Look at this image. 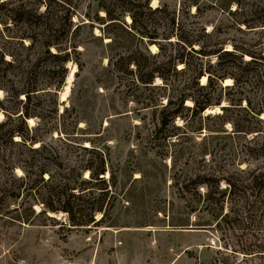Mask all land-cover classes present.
<instances>
[{"label": "rangeland", "instance_id": "374dc122", "mask_svg": "<svg viewBox=\"0 0 264 264\" xmlns=\"http://www.w3.org/2000/svg\"><path fill=\"white\" fill-rule=\"evenodd\" d=\"M140 1L0 0V19L5 23L0 21V50L22 59L0 64V264H264V110L260 122L245 107V98L254 103L258 86L251 81L233 84L232 78L228 86L218 81L222 89L208 90L220 102L209 106L216 110L197 115L182 110L174 121L182 124L180 129L168 127L174 135L155 132L154 103L162 80L155 72L152 85L144 86L135 75L142 68L158 67L181 48L163 42L157 56L158 47L153 52L139 40L123 8ZM149 1L152 7L162 2ZM164 1L205 48L222 42L225 49L233 42L264 56V26L250 29L237 24L240 14L216 6L224 0H196L201 7L196 16L180 5L187 0ZM238 1L245 10L264 4ZM69 5L71 24L63 18ZM189 9L193 12L195 7ZM105 10L123 22L109 23ZM141 16L148 30L162 21L150 12ZM136 26L143 28L139 22ZM202 26L208 35L200 33ZM45 32L61 48L74 47L65 70L52 58L36 62L43 56L37 48L23 49L12 37L37 38V46ZM29 42L24 39L25 45ZM184 59L205 76L206 70L240 72L231 55L218 60L215 55L190 53ZM132 60L140 67L135 68ZM262 63L254 65L263 71ZM71 67L73 78L61 101ZM27 76L38 90L28 100L24 94L17 98L12 91L25 88ZM165 76L168 83L200 95L188 81V72L168 71ZM147 102L150 106L145 107ZM25 107L33 114L32 124L25 118L27 127L16 116ZM237 124L250 131H237ZM16 129L28 130L46 148L33 152L12 143L11 135L18 139ZM49 153L57 155L58 165L42 158ZM31 155L51 172V179L45 173V182L36 188L30 187L19 160ZM101 163L103 173L92 176L90 170ZM68 199L74 210L92 212L93 221L71 225L60 209ZM49 203L58 211L45 210Z\"/></svg>", "mask_w": 264, "mask_h": 264}, {"label": "trees", "instance_id": "16d2710c", "mask_svg": "<svg viewBox=\"0 0 264 264\" xmlns=\"http://www.w3.org/2000/svg\"><path fill=\"white\" fill-rule=\"evenodd\" d=\"M2 4V3H1ZM190 4V5H189ZM231 4H235V6L232 8ZM128 8H123V11H128L129 17L131 18L132 26L131 28L138 31L137 35L139 40L142 43L146 44H155L158 47V53L157 56H160V51L164 48V43L167 42L169 44H176L181 48L180 52H177L175 54H170V56L164 60L159 61L158 67H154L153 69H145L139 71L138 74L135 75V80L138 83L143 84L144 86H151L153 83L154 75L153 73L157 72L158 76L161 78V85H158L162 92L160 95H158L157 102L154 103L156 105V109L158 112V122L155 125V132H164L163 134L166 136L174 135L175 133L171 130H169V126L180 129V126L174 123L175 118L177 116H182V110L191 111L192 115L201 114L206 109H210L209 106H213V104H216V106L220 105V102L218 99L213 100V98L208 94L209 87L218 86L219 89H222L223 80L227 77L233 79V84L238 83H245L248 84L251 81V84L254 83L258 86L257 92H256V99L254 103L250 100L245 98L246 101V112L250 114V116L254 117L257 121L263 122V119L260 118L261 112L264 110V65L261 61L258 60V58L264 60V56H257V53L255 50L246 48L244 46H241L237 43L232 42V47L223 48L221 43L218 42L216 46L211 48H205L204 46L200 45V40L197 35L192 34L191 32L187 31L186 28H183L181 25L180 20L177 17L176 9H173L169 4L162 0V2L159 5H156L152 7L149 0H142L139 3L130 2ZM181 6L185 7L186 13L191 16H196L198 12L200 11L201 7L198 4L196 0H187L185 2L180 3ZM194 6L195 10L192 12L189 7ZM213 6V4H211ZM216 6L218 9L222 11H226L229 14H240L241 18L236 20L235 22L237 24H243L246 28H256L258 26H264V4L257 6L258 8L245 10L242 8L238 0H224L223 2L216 3ZM48 5L46 6V8ZM70 5L66 7V10L63 13V18H66L67 23L71 24L70 19ZM142 8V9H141ZM178 11V10H177ZM249 11V13H248ZM106 14H109V23H115V22H123V20L120 17H116L110 12H107L105 10ZM142 12H150L153 14H158V18H162V21L158 22L156 21V26L153 27L152 30H148L147 26H143L144 22H142ZM180 12V9H179ZM249 14V15H248ZM38 17H42L43 14L39 13L37 14ZM2 24H5L2 19H0ZM140 23L142 25L140 28L139 26H136V24ZM79 24L76 25V27ZM239 25V26H240ZM71 26V25H70ZM69 26V27H70ZM238 26V29L241 30V28ZM160 27V28H157ZM200 33L204 35H208L209 32L206 31L205 27L202 26L200 28ZM13 38H16V43L18 45L26 50H33L34 47L37 48L38 53L42 54L43 56L37 57L36 62L42 59L52 58L54 60L59 61V65L57 68L64 69L65 66L64 63L69 60L70 58V51L75 50L74 47L71 49L67 48H61V45L57 40H54L51 38V36L48 35V33H42L40 35V43L36 46L37 38H33L30 36H12ZM172 37H175L176 39H171ZM27 38L30 42L29 44H24V39ZM194 44H198V47H194ZM53 46L55 49L53 50L51 48ZM231 46V45H230ZM146 48V47H145ZM37 53V54H38ZM194 53L196 56H210L215 55L216 58L219 60L222 58L223 55H231L234 58L238 60L239 66H240V72L237 74H224V73H214L210 70H206V82L200 83L199 78L200 76H203V72L201 68L194 69L190 68L189 63L184 59V55ZM6 55L9 57L7 58ZM39 55V54H38ZM151 55V54H149ZM248 56L249 58H245V56ZM29 61V58H27ZM15 61H22V59L19 60L17 54L15 52L5 51L3 48L0 50V64L4 65H12ZM78 62V60H75ZM176 62H183L184 66L181 68L176 67ZM133 64L135 65V68L140 67L139 63L136 62V60H132ZM260 62L263 65V71L258 70V67H255L254 64H257ZM208 67H211V64H209ZM140 69V68H139ZM209 69V68H208ZM54 70V69H53ZM31 71V70H30ZM168 71H172L175 74H182L183 72H188V81L190 80L191 85L195 87V89L200 92L199 96H193L188 92L187 88H183V86L178 87L175 84H170L167 82V78L165 74ZM251 72H254V74H250ZM33 76V75H32ZM32 76H27V80L29 81L28 84H26L25 88L22 89H15L12 91L13 95L18 98L20 94H24V99L28 100L30 99L31 94H33L38 89L33 86V84L30 83V80ZM255 77V78H253ZM231 79V80H232ZM220 82V84L218 83ZM59 83V82H58ZM58 83L55 84V86H58ZM227 86L229 84H226ZM261 85V86H260ZM166 90H169V93L166 92ZM50 92V90H46ZM172 94H171V93ZM163 97H166V100L163 102L161 101ZM186 100H191V104H186ZM150 102V101H149ZM150 106L148 102L146 103L145 107ZM222 109L224 110L227 108L226 105H221ZM55 112H57V109H55ZM17 113V112H15ZM33 114H31L27 107H25L20 113H18L16 116L20 118V122L23 125H26L27 123L25 121V118L31 117ZM216 116H219V114H216ZM206 117L208 115L206 114ZM220 118V117H219ZM3 125L2 122H0V126ZM245 124H237V131L244 132L245 134L250 131L249 128H244ZM220 129H215L214 131H219ZM209 131H212L209 129ZM16 135H18V139L13 140V136H10V140L14 144H18L21 146H24L27 150L33 151V152H41V150L45 149V145L43 144L42 139H39L34 134H29L28 130H24L22 132L19 129H16L14 131ZM41 141L39 147H34L33 144ZM91 141V140H90ZM92 142V141H91ZM89 146V145H88ZM85 149H87V146H82ZM40 148V149H39ZM57 155L49 153L48 155L42 156L43 159L48 158L49 161H51L53 164L58 165L59 162H55ZM23 165H21V168L24 171V177H27L31 180V188H36L37 184L44 183V174L48 173L47 180L51 179V172L46 167V164L39 163L37 164V161L35 160L34 155H31L29 159H19ZM57 161V160H56ZM104 171L103 163H101V166L97 168V170H90V173L92 176L98 177L99 174H102ZM70 189V187H69ZM69 199L66 201L67 204L64 203V206H62L60 209L68 215V219L71 225L80 226L86 223H89L93 221V213L92 212H86V213H80L78 210H74L73 207H69ZM47 209L50 212H57L58 207L54 206L52 203L47 204ZM100 209V208H99ZM43 210V212H45ZM42 212V211H41Z\"/></svg>", "mask_w": 264, "mask_h": 264}, {"label": "bare ground", "instance_id": "6f19581e", "mask_svg": "<svg viewBox=\"0 0 264 264\" xmlns=\"http://www.w3.org/2000/svg\"><path fill=\"white\" fill-rule=\"evenodd\" d=\"M153 2H156V1L154 0ZM126 18H127L128 21L130 20V17H129V16H127ZM230 47H231V46L227 44L226 48L229 49ZM150 49L154 52V51H156L157 46H156L155 44H150ZM245 58L248 59L249 57L246 55ZM73 72H74V67H71V69H70L69 72L67 73L66 81H65V85H64L63 91L61 92V96H60L61 100H64L65 97H66V95L68 94L69 86H70V83H71L72 78H73ZM205 78H206L205 75H203V76L201 77V83H202V84L205 83ZM223 83H224V84H231V83H232V80H231V78L227 77V78H225V79L223 80ZM189 102H190V101L187 100L186 104L189 103ZM216 109H217V107H215L214 109H213V108H210V109H206V110H207V112H213V111L216 110ZM27 120H28V122H29L30 124L33 123V119H32L31 117H28ZM107 174H108V172H107L105 175H107Z\"/></svg>", "mask_w": 264, "mask_h": 264}, {"label": "water", "instance_id": "95a60500", "mask_svg": "<svg viewBox=\"0 0 264 264\" xmlns=\"http://www.w3.org/2000/svg\"><path fill=\"white\" fill-rule=\"evenodd\" d=\"M150 46V45H149ZM223 83V82H222ZM60 100H61V98H60ZM62 101V100H61Z\"/></svg>", "mask_w": 264, "mask_h": 264}]
</instances>
